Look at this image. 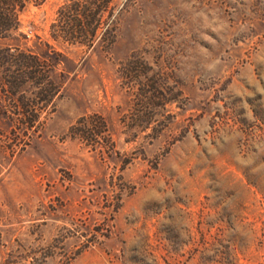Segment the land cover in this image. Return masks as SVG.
<instances>
[{
	"label": "rangeland",
	"instance_id": "obj_1",
	"mask_svg": "<svg viewBox=\"0 0 264 264\" xmlns=\"http://www.w3.org/2000/svg\"><path fill=\"white\" fill-rule=\"evenodd\" d=\"M69 1L0 38V264H264V0H113L76 38Z\"/></svg>",
	"mask_w": 264,
	"mask_h": 264
},
{
	"label": "trees",
	"instance_id": "obj_2",
	"mask_svg": "<svg viewBox=\"0 0 264 264\" xmlns=\"http://www.w3.org/2000/svg\"><path fill=\"white\" fill-rule=\"evenodd\" d=\"M36 1L37 0H0V38L7 37L11 31L19 28L20 12H22L29 3ZM112 2L113 0H70L60 9L59 17L56 19L57 22H55L53 26L56 28L55 30L59 32L61 30L65 36L69 34L71 37L74 36L76 38L86 33L94 37L101 24L100 12L102 8L107 9ZM43 58L44 57L40 55H29L27 57L29 62L25 64V74L29 75L32 79H37L39 73L45 69L41 62L50 60L49 56H45V60H43ZM21 71L23 72L24 69H21ZM36 83L41 87V91L43 90L48 93V89L53 84V81L50 75L46 74V77L44 76L43 79L40 78ZM45 101H47L46 98ZM90 118L92 117H82L80 122L81 127L78 129L80 136L88 138L90 136L89 134L94 131V121ZM102 125L104 130H106L107 123L103 118H101L100 122V126ZM72 129L78 134L75 127Z\"/></svg>",
	"mask_w": 264,
	"mask_h": 264
}]
</instances>
